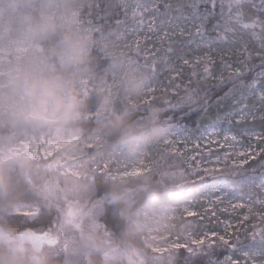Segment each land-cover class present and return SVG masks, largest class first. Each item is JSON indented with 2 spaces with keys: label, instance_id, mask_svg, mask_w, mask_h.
<instances>
[{
  "label": "clouds",
  "instance_id": "9594fccd",
  "mask_svg": "<svg viewBox=\"0 0 264 264\" xmlns=\"http://www.w3.org/2000/svg\"><path fill=\"white\" fill-rule=\"evenodd\" d=\"M86 5L0 0V264H177L169 246L190 231L187 171L154 164L125 181L94 170L157 160L169 129L159 106L129 103L147 94L149 74L83 22ZM50 143L63 145L55 168L25 147ZM23 209L38 215L17 219ZM26 229L56 243L21 239Z\"/></svg>",
  "mask_w": 264,
  "mask_h": 264
},
{
  "label": "snow or ice",
  "instance_id": "6c2138e0",
  "mask_svg": "<svg viewBox=\"0 0 264 264\" xmlns=\"http://www.w3.org/2000/svg\"><path fill=\"white\" fill-rule=\"evenodd\" d=\"M83 22L144 67L147 94L129 103L159 106L169 129L157 160L121 170L114 158L94 170L122 180L179 164L188 173L190 231L169 247L236 251L246 239L261 247L224 264H264V0H87ZM25 147L48 168L61 163L51 159L61 144ZM37 239L56 243L48 231Z\"/></svg>",
  "mask_w": 264,
  "mask_h": 264
},
{
  "label": "trees",
  "instance_id": "16d2710c",
  "mask_svg": "<svg viewBox=\"0 0 264 264\" xmlns=\"http://www.w3.org/2000/svg\"><path fill=\"white\" fill-rule=\"evenodd\" d=\"M37 211L38 210L36 209V211L34 213H31L29 217L35 216V213ZM250 243L251 242H247L246 244H248L249 246ZM225 249L226 248L217 249V247H214L211 248L206 254L199 250L195 251V253L193 254L192 252H187L184 249H180L177 264H188L192 262L190 260H193L195 264H224V259L225 257H227L228 252V250ZM231 254L236 256L235 251H231Z\"/></svg>",
  "mask_w": 264,
  "mask_h": 264
},
{
  "label": "rangeland",
  "instance_id": "374dc122",
  "mask_svg": "<svg viewBox=\"0 0 264 264\" xmlns=\"http://www.w3.org/2000/svg\"><path fill=\"white\" fill-rule=\"evenodd\" d=\"M105 35L107 34V29H105V33H104ZM104 63H106V61L101 57L100 58V62H99V66L102 68L103 67V65H104ZM141 176V175H140ZM139 177V176H138ZM127 179V178H126ZM126 179H123V180H125L126 181ZM30 210H32V209H23L22 211H24V212H29ZM34 211V210H33ZM32 212V211H31ZM43 234V232H35V231H30V234H28V236H29V238L32 240V241H34V242H36V244L37 245H40V244H42V243H44V242H42L40 239H37V237L38 236H41ZM24 235H26L27 236V234H24ZM247 242H249V241H247L246 239L245 240H243L242 241V243L240 244V246H239V248H238V250H236L235 251V254H236V256H234L233 254H231V251L228 249V248H226V247H222V248H226L227 250H228V252H227V256H229V255H232V256H234V257H238V256H240L241 255V253H243V252H249V251H254V250H256V249H258V248H260L261 247V245L259 244V243H255V244H249V246H248V244H246ZM221 246H217V249H222V248H220ZM225 249V250H226ZM187 252H189V251H187ZM193 254L195 253V252H192ZM203 253H207V252H203ZM192 259V258H191ZM190 261H192V262H190V263H188V264H195L194 262H193V260H190Z\"/></svg>",
  "mask_w": 264,
  "mask_h": 264
},
{
  "label": "flooded vegetation",
  "instance_id": "af4514ba",
  "mask_svg": "<svg viewBox=\"0 0 264 264\" xmlns=\"http://www.w3.org/2000/svg\"><path fill=\"white\" fill-rule=\"evenodd\" d=\"M33 210H34V211H33ZM31 211H32V212H31ZM35 211H36V209H32V210L29 211V213H34ZM30 231H31V229H30ZM20 236H21V239H27V240L31 241L34 245H37L36 242L32 241V240L29 238L28 234H27V236H26V235H21V234H20ZM37 246H38V245H37Z\"/></svg>",
  "mask_w": 264,
  "mask_h": 264
}]
</instances>
